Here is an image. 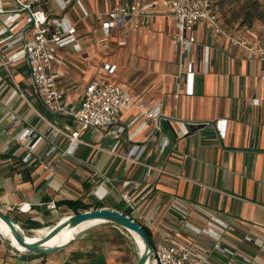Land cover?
Masks as SVG:
<instances>
[{"label": "crops", "instance_id": "0c3cea01", "mask_svg": "<svg viewBox=\"0 0 264 264\" xmlns=\"http://www.w3.org/2000/svg\"><path fill=\"white\" fill-rule=\"evenodd\" d=\"M94 1L73 0L80 12L72 16L62 12L68 4L64 10L54 0L40 5L49 16L52 8L59 9L62 14L56 17L76 28L79 49L72 45L57 49L66 64L53 66L62 73L58 85L65 90L63 103L78 105L91 79L106 78L126 85L135 96L143 95L142 110L160 104L158 129L154 119L139 128L145 118L134 120L139 110L133 106L121 114L120 122L126 125L123 133L84 131L81 142L69 145L58 131L70 133L76 124L64 111L45 109L26 65L13 63L9 72L0 66V208L33 233L74 213L66 201L108 207L129 213L148 230L152 243L159 235L199 243L206 249V261L198 264H264V60L256 54L248 57L245 46L231 41L253 39L233 26L236 18L220 15L223 0H212L214 25L197 22L195 41L186 51L165 54L164 42L152 48L155 52L150 54L161 57L154 69L144 73L139 91L137 83L129 84L130 75L123 81L115 77H122L119 70L137 65L138 56L145 54L143 46H154L145 39L140 48L117 51L119 59L104 62L100 70L91 65L92 38L85 34L91 30L89 10H94ZM130 1H112L103 12L94 13L95 20L101 27L98 14ZM140 1L162 6V0ZM161 17H151L155 29L165 27ZM247 19L239 25H247ZM169 26L173 30L172 22ZM126 28L132 29V20L117 19L110 37L116 32L129 37ZM10 52L3 47V54ZM166 55L176 61L168 62ZM188 62L193 73L191 94L186 93ZM106 66L114 67L113 71ZM117 138L120 143L114 149ZM124 192L132 198V207L122 199ZM174 200L186 207L184 216L171 209ZM51 201L54 208L47 207ZM21 204L29 210L18 211ZM100 234L86 230L69 249L48 254L14 255L0 240V264H126L116 261L114 250L106 244L109 240L103 243ZM216 243L234 254L215 249Z\"/></svg>", "mask_w": 264, "mask_h": 264}, {"label": "built area", "instance_id": "2783aa9c", "mask_svg": "<svg viewBox=\"0 0 264 264\" xmlns=\"http://www.w3.org/2000/svg\"><path fill=\"white\" fill-rule=\"evenodd\" d=\"M47 0H0V66L7 72L13 63L23 62L27 67L28 79L34 87L35 94L45 109L51 113L64 111L76 124V130L63 133L69 140V145H75L81 140L79 135L84 131H105L119 135L126 129L120 122L121 114L137 106L138 113L134 120L144 117L139 128L143 127L149 119L156 121L161 115V106L157 104L150 110H142L143 95L135 96L129 92L126 85L119 84L106 78L91 79L85 86L78 105L63 103L65 90L59 87L58 79L62 75L59 69H54V64L64 66L65 59L57 55V49L67 45L79 49L74 25L65 24L62 18L49 16L40 5ZM60 10H64L71 0H54ZM10 4V9L5 5ZM168 15L173 22V47L176 51H186L194 43V25L200 21L209 22L212 26L216 22V13L212 0H162V6L146 4L140 0L123 2L112 5L105 13L98 14L97 20L101 21V28L105 35H109L119 18L131 19L132 29L139 27L149 28L153 16ZM126 31V29H124ZM232 42L243 45L248 50V57L256 54L264 60V46L249 45L243 39H232ZM3 47L11 52L3 54ZM108 71L114 67L106 66ZM191 63H187V88L186 93H192ZM18 92L24 96L23 91ZM224 121L220 122V132L224 133ZM138 128V129H139ZM182 133L185 131L180 126ZM132 138V135H130ZM117 138L114 149L119 145ZM166 142L160 150L165 149ZM154 168V167H152ZM155 169V168H154ZM127 205L133 206L132 198L126 193L121 194ZM47 207L54 208V202H49ZM27 204L18 205L17 210L26 212ZM171 209L180 215H185L186 207L179 201L171 203ZM216 235V233H214ZM152 244L156 264H198L206 261V249L197 242L180 243L168 240L162 235L157 237ZM215 249L234 254L221 247L219 243ZM245 261L247 259H244Z\"/></svg>", "mask_w": 264, "mask_h": 264}, {"label": "rangeland", "instance_id": "374dc122", "mask_svg": "<svg viewBox=\"0 0 264 264\" xmlns=\"http://www.w3.org/2000/svg\"><path fill=\"white\" fill-rule=\"evenodd\" d=\"M112 1H115V0H95L94 10L92 9L89 10L92 16H89L90 17L89 22L88 21L87 22L91 30L87 32L85 35L92 38L93 45L89 47V51L91 52L90 62H91V65L92 64L95 65L100 70L104 62L114 61L116 57H118L119 59V52L117 51L119 50L121 51L122 49V52H124L126 51L127 47L133 48V46L140 48L141 47L140 45H142V40H145V39L149 40L150 43L154 47H151L148 45L143 46L145 50V54L138 56L137 65L130 66L128 71L125 68L124 70H121V71L119 70L118 72H120V75L121 73H123L122 77H118V78L115 77V79H118V81L120 79H121L120 81H123L124 78L130 75L129 84L137 83L136 85L140 87L139 91H141L143 82L146 79L145 78L144 80H141L144 73L148 71L150 68L154 69V67L157 66L156 59H158V57H161L159 56L158 52H157L158 55H153V56L152 54H150V52H155L153 49L157 48V45L159 43L162 44V42H164L162 47L165 51V54L170 55L172 50H174V47H173L174 25L168 15H164V16L162 15V17H164L166 20L165 27L160 26L159 27L160 29L158 28L155 29L153 25L150 24L149 28L139 27V28H136L135 30L126 28V32L124 31L123 32L127 33L129 31L131 33L129 37L127 36L129 39L125 37V35H122V34L119 35V32L113 33L112 35L113 37H110V33L109 35H105L103 33L99 23L94 18V13L96 11L103 12L105 8ZM218 2L219 1H217V3ZM71 5H74V7H72L73 10L70 8ZM67 6H68L67 9H65L62 12H65L68 16H72L73 12L79 14L80 10L78 9L77 4L73 2V0L70 1V3H68ZM218 7H219L218 8L219 11L221 12L219 3H218ZM51 12L53 16H60L62 14V12L56 8H52ZM223 12L224 13L222 12L220 13L221 16H225L226 18H236L233 26L240 27L244 35H249V37L251 36V39L253 40H251L252 41L251 43L245 40L247 44L249 45L259 44V46H264V0H224L223 1ZM246 13H247L246 18L250 17V19H247L248 22L251 21L250 26H248V24L239 25V22H241V20L245 17ZM170 22H172L173 30L171 26H169ZM162 23L163 22H161V24ZM236 39L237 38H235V40ZM69 47L70 46L67 45L64 48L68 49ZM121 47H124V49ZM149 49H152V50H149ZM146 53L148 54L146 55ZM120 58H124V57L120 56ZM165 59H168V62L171 61L172 63L176 61L175 58H173V60H169V56L167 55L165 56ZM139 62L141 63L139 64ZM156 74L157 72H155V75ZM97 208H100V207H97ZM90 209H94V208H90ZM70 214H73V213H70ZM24 230L27 233L32 234V232L29 229L24 228ZM94 230L101 232V234L99 235L101 237L99 239L100 241L105 243V240H109L106 244H108L114 250V253L117 257L116 261L119 258V260H121L122 262L126 264H135L137 257H138L139 248L127 230H125L122 227H119V226H116V225H113L107 222H100L96 225H93L87 229V232H92ZM73 242L66 248L69 249L71 245L73 244ZM64 249L59 250V252H64L65 251Z\"/></svg>", "mask_w": 264, "mask_h": 264}, {"label": "water", "instance_id": "95a60500", "mask_svg": "<svg viewBox=\"0 0 264 264\" xmlns=\"http://www.w3.org/2000/svg\"><path fill=\"white\" fill-rule=\"evenodd\" d=\"M0 220L5 224L10 234L9 238L5 236L0 230V240L14 255H20L27 252L36 254H48L64 249L77 238V234L61 244L53 246H46L45 244L48 240H50L63 229L69 230L75 228L80 223L87 220H99L100 222H107L122 227L125 230L131 231L138 236L142 244V248L138 253L135 264H146L149 259L154 260L152 244L143 226L129 213L121 212L116 209L100 207L80 211L78 213L68 214L65 219H60L47 226L49 228L48 231L41 237H39V239L34 241H28L27 234L29 233L24 230V227L21 225V223L8 216L1 208ZM12 239H14L20 246H22L24 250L21 251L16 249V247L12 245Z\"/></svg>", "mask_w": 264, "mask_h": 264}, {"label": "bare ground", "instance_id": "6f19581e", "mask_svg": "<svg viewBox=\"0 0 264 264\" xmlns=\"http://www.w3.org/2000/svg\"><path fill=\"white\" fill-rule=\"evenodd\" d=\"M67 215L61 217L60 219H65ZM59 219V220H60ZM100 223L99 220H87V221H84L82 223H80L78 226H76L75 228H72V229H63L61 230L58 234H56L54 237H52L50 240H48L46 242V246H53V245H57V244H61V243H64L65 241H67L68 239L72 238L74 235H78L80 236L84 231H86L89 227L95 225V224H98ZM48 227H45V228H41V229H36L33 231L32 234H27V240L28 241H34V240H37L39 239V237H41L44 233H46L48 231ZM0 230L2 231V233L9 237L10 238V234L5 226V224L0 220ZM131 235V237L134 239L136 245L138 246L139 248V252L142 248V244L138 238V236L131 232V231H128ZM12 245L14 247H16V249L18 250H21L23 251L24 248L22 246H20L18 243H16V241L14 239H12ZM146 264H156L155 261L153 259H149Z\"/></svg>", "mask_w": 264, "mask_h": 264}, {"label": "trees", "instance_id": "16d2710c", "mask_svg": "<svg viewBox=\"0 0 264 264\" xmlns=\"http://www.w3.org/2000/svg\"><path fill=\"white\" fill-rule=\"evenodd\" d=\"M224 1V0H223ZM221 2H222V0H221ZM246 16H247V13H246V15H245V18H246ZM248 19H250V17H247ZM246 20V19H245ZM247 22H248V20H247ZM250 22H248V26H250ZM66 204L71 208V209H73V211L75 212V213H78V212H80V210H82V211H84V210H88V209H90V208H92L90 205H88V204H85V203H82V202H78V201H73V200H69V201H66ZM93 208H97L96 206H94ZM143 228H144V230H145V232H146V234L148 235V237H149V239H150V234H149V232H148V230L143 226ZM150 241H151V239H150ZM152 243V242H151Z\"/></svg>", "mask_w": 264, "mask_h": 264}]
</instances>
